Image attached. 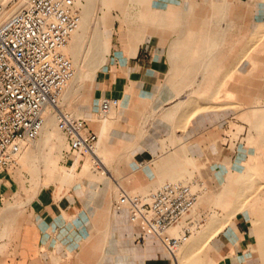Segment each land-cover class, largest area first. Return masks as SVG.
Masks as SVG:
<instances>
[{
  "label": "crops",
  "instance_id": "crops-1",
  "mask_svg": "<svg viewBox=\"0 0 264 264\" xmlns=\"http://www.w3.org/2000/svg\"><path fill=\"white\" fill-rule=\"evenodd\" d=\"M104 13L94 99L120 105L107 129L116 171L103 179L146 192L201 163L251 165L264 181V0H110ZM61 156L74 158L67 136ZM99 186H42L25 201L0 171V264H173L117 205L118 187ZM229 209L186 237L182 264H264V210Z\"/></svg>",
  "mask_w": 264,
  "mask_h": 264
},
{
  "label": "built area",
  "instance_id": "built-area-1",
  "mask_svg": "<svg viewBox=\"0 0 264 264\" xmlns=\"http://www.w3.org/2000/svg\"><path fill=\"white\" fill-rule=\"evenodd\" d=\"M3 7L0 2V14ZM81 21L82 9L76 0H29L0 20V171L10 170L23 145L41 134L48 109L56 111L71 154L94 151L99 135L88 119L59 105L75 72L66 47ZM119 105L117 96H102L100 116L107 117ZM199 197L194 179L182 177L146 192H131L119 184L117 205L127 206L132 219L140 221L171 253L205 219L190 216ZM176 226L178 231L172 232Z\"/></svg>",
  "mask_w": 264,
  "mask_h": 264
},
{
  "label": "rangeland",
  "instance_id": "rangeland-1",
  "mask_svg": "<svg viewBox=\"0 0 264 264\" xmlns=\"http://www.w3.org/2000/svg\"><path fill=\"white\" fill-rule=\"evenodd\" d=\"M109 1L110 0H76L82 10L85 4L92 10V17L89 22L90 31L86 33L79 46V49L82 51L81 63L84 64V76L78 84V89L60 105L75 115L84 116L88 118L90 122L98 123L97 131L99 140L96 146L98 145L101 153L104 154V162L89 154L80 156L74 155L75 160L79 157V164L76 167L77 175L74 178H68L67 181V178L65 179V176L61 173V167L72 166L74 163L73 159L67 162L62 160L61 152L66 145V134L58 125L56 128V137L51 138L43 145L42 153L38 148H32L33 142L28 141L23 145L18 160L10 168V172L17 179L19 187L28 195V198L24 199L25 201L31 199L42 186H49L51 189L56 190L57 184L59 188L65 191L73 185H87L91 189H96L98 185H100V188L107 186L109 187L108 189L113 192V189L116 187L119 189V184H123L118 179L114 181L111 179V182L107 181L109 176H112V172L116 171V157L114 154L115 151L111 150L109 148L110 146H108V144H110L107 138V129L109 127L108 116L105 118L100 116L99 104H96L94 99L95 80L100 73L99 67L94 68L90 64L88 65V61L95 55L94 49L96 46L94 39L96 33L101 30L105 14L104 10ZM104 50L105 48L101 51L100 64L104 55ZM66 52L71 56L74 62L75 55L72 50H70V47L66 48ZM74 66L76 71L75 62ZM71 80L72 78L70 82ZM87 100L92 102L93 106L91 110L83 115L77 114L76 112L84 106ZM34 141L36 142V140ZM252 172L253 167L247 164L239 167L237 171L234 172H229L228 169L225 168L219 174H215L208 164L196 163L189 165L188 172H186L183 177L193 178L200 189L199 200L190 216L198 217L199 215H204L205 219L199 224L203 226L205 223L216 218L218 216V211H227V209L230 210L229 208L232 207L240 209L249 207L252 213H255V216L262 219L264 210V196L262 195L264 189V181L262 180L263 174L254 175ZM80 178H87L88 180H79ZM103 178L108 179L106 180ZM124 187L131 192L138 190L129 187L127 184ZM8 205H10V203H8ZM199 208L204 210V213L197 215ZM200 226L196 227L192 234L197 233ZM174 228H176V230H172V232H177L179 226ZM124 232L125 240L127 241L131 238V234L129 235V231L125 229ZM187 240L188 239H186V241ZM184 246L185 245H183V247ZM180 249H182L181 246L175 251H179ZM173 253L174 252L169 254H171L173 258V264H176Z\"/></svg>",
  "mask_w": 264,
  "mask_h": 264
},
{
  "label": "bare ground",
  "instance_id": "bare-ground-1",
  "mask_svg": "<svg viewBox=\"0 0 264 264\" xmlns=\"http://www.w3.org/2000/svg\"><path fill=\"white\" fill-rule=\"evenodd\" d=\"M6 1L8 0H0L1 3L2 2L4 3V7L0 14V20L5 19L9 15L15 13L16 11H18L23 6L29 3V0H16L11 5H8L6 4ZM91 17H92V10L87 4H85L84 9L82 10V21L80 27L74 32L73 36L70 39V43H68L66 47V48L70 47V50H72V52L75 55L74 62L76 63V71L74 72L71 82L69 81L67 86L65 87L59 105H62L63 101L67 100L78 89L79 87L78 84L83 79L84 64L81 63L82 51L79 49V46L82 40L84 39L86 33L90 31L89 22ZM94 42L96 46L94 49L95 55H93L94 57H92L88 61V65L90 64L94 68H98L100 65L99 62H100L101 51L105 48L102 29L99 30L98 33H96ZM92 106H93L92 102H90V100H87L84 106L76 113L80 115L86 114L87 111L91 110ZM57 126H58V121H57L56 111L53 109H48L46 113V122L41 131V134L39 135L40 137L38 136L37 137L38 139L35 138L30 141L33 142L32 148H38L42 153L43 145H45L51 138L56 137ZM34 140H36V142ZM89 155L97 159H100L102 162H104L105 159L104 154L101 153L98 145L94 148V151L89 153ZM78 164H79V157H77V159L75 160L72 166L61 167V173L63 176H65V179L67 178V181L68 178L71 179L77 175L76 167L78 166ZM172 230H176V228H173ZM175 250H177V248ZM173 252H174L173 255L175 258V263L182 264L184 258L181 254V249L179 251H173Z\"/></svg>",
  "mask_w": 264,
  "mask_h": 264
}]
</instances>
